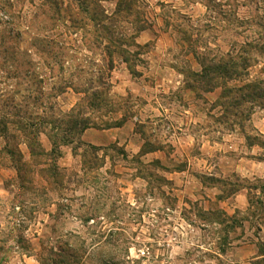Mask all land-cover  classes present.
I'll return each instance as SVG.
<instances>
[{
	"label": "rangeland",
	"instance_id": "obj_1",
	"mask_svg": "<svg viewBox=\"0 0 264 264\" xmlns=\"http://www.w3.org/2000/svg\"><path fill=\"white\" fill-rule=\"evenodd\" d=\"M250 86L264 0H0V264H264Z\"/></svg>",
	"mask_w": 264,
	"mask_h": 264
},
{
	"label": "trees",
	"instance_id": "obj_2",
	"mask_svg": "<svg viewBox=\"0 0 264 264\" xmlns=\"http://www.w3.org/2000/svg\"><path fill=\"white\" fill-rule=\"evenodd\" d=\"M109 36H112L110 32L107 33ZM109 39V38H108ZM112 40V41H111ZM109 39L111 45H115V41L113 39ZM119 53L123 58L124 62L130 64V60L126 57V52L121 51H110L108 49V54L112 58L114 53ZM235 64L232 61L221 62L217 65L206 66L203 68L201 73L195 74L196 80H200V82H205L208 80H212L213 78H227L232 79L235 76ZM193 88V87H192ZM249 89L251 92H247V97L250 100H255L260 103L262 107H264V89H261L259 86H250ZM245 97L242 100L236 99L237 105L242 104L244 102ZM250 141V139H248Z\"/></svg>",
	"mask_w": 264,
	"mask_h": 264
},
{
	"label": "crops",
	"instance_id": "obj_3",
	"mask_svg": "<svg viewBox=\"0 0 264 264\" xmlns=\"http://www.w3.org/2000/svg\"><path fill=\"white\" fill-rule=\"evenodd\" d=\"M257 128H259V125L257 126ZM261 132V134H264V132L263 131H260Z\"/></svg>",
	"mask_w": 264,
	"mask_h": 264
}]
</instances>
